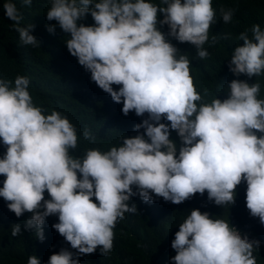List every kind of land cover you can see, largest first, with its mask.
Wrapping results in <instances>:
<instances>
[{
  "label": "clouds",
  "instance_id": "9594fccd",
  "mask_svg": "<svg viewBox=\"0 0 264 264\" xmlns=\"http://www.w3.org/2000/svg\"><path fill=\"white\" fill-rule=\"evenodd\" d=\"M32 2L23 0L25 6ZM3 8L21 44L40 45L35 25L21 26L16 4ZM89 15L93 25L78 23ZM221 17L230 23L233 10L215 12L212 0H51L46 18L70 37L67 50L91 81L123 105L124 116L148 118L135 125L143 134L75 157L70 150L77 149L78 135L70 120L56 110L45 115L27 77L17 75L14 87L0 79L6 148L0 197L17 218L31 214L25 227L35 229L48 249L44 225L49 229L46 219L57 216L52 227L77 254L63 248L47 264H79L98 248L102 256L111 252L116 224L138 211L135 196L180 205L207 192L217 206L234 205L246 182V207L264 225V30L254 24L251 37L242 32L243 45L230 57L217 52L216 36L209 39ZM46 27L55 33L56 25ZM216 73L218 92L206 99ZM83 138L95 142L87 129ZM11 234L20 236L21 225H12ZM260 246L263 241L242 236L226 220L193 209L175 233L171 264H257L253 253ZM27 264L41 262L32 255Z\"/></svg>",
  "mask_w": 264,
  "mask_h": 264
},
{
  "label": "trees",
  "instance_id": "16d2710c",
  "mask_svg": "<svg viewBox=\"0 0 264 264\" xmlns=\"http://www.w3.org/2000/svg\"><path fill=\"white\" fill-rule=\"evenodd\" d=\"M7 2L15 3L22 14L21 26L35 25L32 34L40 45L21 44L19 34L12 26L13 21L5 16L3 5ZM148 2L160 5L161 0ZM212 6L215 12L221 8L233 10L230 23L225 24L221 17L209 30L210 40L213 36L220 40L216 45L218 53L228 52L227 55L231 57L235 47L243 45V41L238 39L239 35L247 31L251 37L250 30L254 24H259L264 30V0H212ZM50 7L51 0H33L31 6H25L23 0H0V79L12 81L14 87L17 75L27 77L34 104L45 109V115L56 110L70 120L78 135L77 149L70 150V154L75 157L82 158L89 149L106 152L113 146H120L126 136L143 134V129L139 133L134 130L135 125L148 117H138L134 112L124 116L123 105L113 102L110 95L91 81L90 73L67 50L66 42L70 37L59 28L56 21L47 20L46 14ZM78 23L91 26L94 21L89 15ZM52 25H56L54 34H50L46 27ZM220 81L221 77L217 73L208 81L214 82V89H206V99L215 96L218 89L216 83L220 84ZM259 83L264 93V75H261ZM113 87L118 90L119 86ZM85 129L95 137L94 143L83 138ZM5 152L6 148L0 141V158ZM4 179L0 176V187H3ZM246 188V182L239 185L235 204L226 206L210 202L207 192L203 196L196 194L180 205L155 196V203H144L139 196L132 197L131 203L137 205L138 211L135 214L125 213V218L116 224L112 251L102 256L98 248L94 254L79 257V264H171V258L176 255L171 247L175 233L193 209L207 212L213 219H224L242 236L255 237L264 242V225L258 218L252 217L246 207ZM45 198H50L47 193ZM30 216V213H25L17 218L0 197V264H27L32 255L37 256L41 264H47L50 256L63 248L77 255L52 227L59 222L57 216L46 219V222L51 223L49 229L44 225V233H49L47 240L52 245L49 249L45 239L43 242L38 239L35 229L28 230L25 227ZM14 224L21 225L20 236H12L11 227ZM253 254L257 264H264V249L261 246Z\"/></svg>",
  "mask_w": 264,
  "mask_h": 264
}]
</instances>
